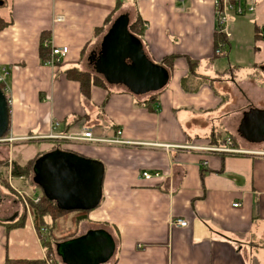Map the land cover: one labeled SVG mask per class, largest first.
Wrapping results in <instances>:
<instances>
[{"label": "crops", "instance_id": "obj_1", "mask_svg": "<svg viewBox=\"0 0 264 264\" xmlns=\"http://www.w3.org/2000/svg\"><path fill=\"white\" fill-rule=\"evenodd\" d=\"M123 1L112 23L121 16L131 23L138 12L146 56L157 65L179 56L168 85L157 92L154 111L145 102L156 93L136 96L107 83L91 59L110 26L100 35L95 30L114 14L118 0H0V20L6 24L0 30V69L8 72L10 101V131L0 142V264L46 258L25 205L45 194L35 183L34 192L25 187L5 164L24 167L57 150L103 166L101 201L81 211L88 220L80 236L108 231L116 242L115 264H264V140L253 132L264 118V0H236L246 13L236 15L224 35L225 51L229 43L231 50L235 45L242 50L243 38L254 40V60L244 76L235 70V78L225 76L215 89L206 85L195 95L180 86L188 59L201 62L200 73L211 78L244 67L239 55L234 63L218 59L214 0ZM43 37L44 46L48 41L69 49L58 64L49 63L51 56L42 62ZM73 68L100 76L106 87H93L91 99H85L80 84L65 74ZM119 131L125 144L73 139L90 132L108 141ZM227 139L244 153L206 151L223 147ZM33 145L34 157L26 163L11 156ZM144 172L162 177L145 181ZM24 208L25 224L7 229L3 224ZM176 219L187 227L172 225Z\"/></svg>", "mask_w": 264, "mask_h": 264}, {"label": "water", "instance_id": "obj_2", "mask_svg": "<svg viewBox=\"0 0 264 264\" xmlns=\"http://www.w3.org/2000/svg\"><path fill=\"white\" fill-rule=\"evenodd\" d=\"M129 19L121 16L105 35L101 51L91 59L97 74L107 83L122 85L136 96L163 90L170 75L162 66L145 54L142 43L129 31ZM10 127V108L0 89V139ZM259 129L253 130L255 139L264 140V118ZM103 166L76 154L60 150L36 160L34 183L45 196L64 211H90L100 204ZM116 242L106 230L89 231L74 240L58 244L57 256L62 264H107L114 257Z\"/></svg>", "mask_w": 264, "mask_h": 264}, {"label": "trees", "instance_id": "obj_3", "mask_svg": "<svg viewBox=\"0 0 264 264\" xmlns=\"http://www.w3.org/2000/svg\"><path fill=\"white\" fill-rule=\"evenodd\" d=\"M233 3H237L236 0H231ZM124 4L123 0H118L116 10L114 14L110 15L107 18L104 26L102 28L96 29V35H100L102 32L106 30L112 24L113 17L115 13L121 10ZM6 27V24L2 23L0 20V30H3ZM129 31L132 35H134L137 39L142 41L144 37V23L143 20L138 12H136V16L134 20L129 25ZM259 38V35L256 34V39ZM47 40L46 37L42 39V47L40 50V55L42 58V62H46L50 58V49L46 48L43 45V42ZM227 43V39L222 34H216L215 38V49L219 50L221 44ZM179 58L177 55L167 56L165 57L159 65L162 66L164 69L167 70L169 75H171L174 71V65L176 60ZM201 62L188 59V71L184 77L181 78L180 86L184 93L189 95L198 94L201 89L209 85L215 89V83L217 81H221L225 76L235 78V70L237 69H230L225 71L224 73L218 74L216 77L211 78L209 76L203 75L200 73ZM65 74L69 80L78 82L80 84V90L82 96L90 100L91 93L93 87H106L107 83L100 77L90 72L83 71L78 68L68 69L65 71ZM0 89L4 91L3 86H0ZM7 97V95H6ZM8 99V97H7ZM146 105L149 110L154 111L153 107L157 103V93L152 95L146 100ZM10 131L7 132V134ZM6 134V135H7ZM6 137V136H5ZM4 137V138H5ZM36 160H32L28 162L24 167L19 166L17 163L12 164V176L14 178H23V185L27 188H32L34 192V165ZM4 165V163H0V166ZM28 207L32 212V216L34 219V224L38 232L40 233L42 246L46 254V258L53 259L55 264H59L55 259L57 256L56 247L58 244L65 243L70 240H74L78 238V227L80 226L81 222L86 220L87 217H76L73 220L72 226H75V229L68 228V220L70 219V215L75 212L64 211L57 207L56 203L50 201L45 195L40 198L38 203H34L33 201H28ZM26 208V207H25ZM24 208L23 213L18 217L16 220L5 223L7 229H16L20 228L25 224L27 210ZM86 212H76L75 214H84ZM107 227V225H104ZM42 230H45L44 232ZM114 232L117 235L116 228H113ZM118 237V236H117ZM113 259V258H112ZM111 259V260H112ZM117 259L114 257L115 264ZM5 264H47L45 259L41 260H12L7 259Z\"/></svg>", "mask_w": 264, "mask_h": 264}, {"label": "built area", "instance_id": "obj_4", "mask_svg": "<svg viewBox=\"0 0 264 264\" xmlns=\"http://www.w3.org/2000/svg\"><path fill=\"white\" fill-rule=\"evenodd\" d=\"M215 2V7H216V12H217V20H218V33L219 34H223L226 35L228 32V24L230 23V13H234L235 15L241 16L244 15L246 13V11L241 8L240 6H238L236 3H233L231 0H214ZM250 11H253V8L250 9ZM63 18H58V22L62 21ZM45 47L50 49V56L51 59L49 61L50 64L55 65L58 64L69 52L68 48H57V47H52L49 45V42L47 41L45 43ZM226 44L223 43L221 44L219 50L217 51L218 55H221L222 51L225 49ZM7 77H8V72L5 69H0V86H3L4 91L3 93L6 95V93L8 92L7 90ZM10 103V101H8ZM118 137L114 138L113 140H100V139H96L92 136V134L90 132L88 133H83L82 135H78L77 137H73L74 140L77 141H83V142H89V143H110V144H125V142L121 141L120 137L122 136V131H119L118 133ZM55 139H58L60 137H54ZM7 141L4 138L0 139V142H4ZM9 141L11 142L12 139H9ZM207 152H213V153H227V154H242L244 153L243 151L237 149L234 146V143L231 139H227L225 145L223 147H212V148H207L206 149ZM12 175V174H11ZM161 174L157 173V174H150L148 172H144L142 174V178L145 181H151L154 178H161ZM11 182V179H10ZM34 203H38L40 201L39 198L37 199H33L32 200ZM25 205L28 207V204L25 203ZM235 207H238V204L234 205ZM172 225L174 226H178V227H182V228H186L187 227V222L181 219H176L174 221H172ZM43 232L45 230H42ZM47 264H53L54 260L53 259H45Z\"/></svg>", "mask_w": 264, "mask_h": 264}, {"label": "rangeland", "instance_id": "obj_5", "mask_svg": "<svg viewBox=\"0 0 264 264\" xmlns=\"http://www.w3.org/2000/svg\"><path fill=\"white\" fill-rule=\"evenodd\" d=\"M233 18H236V15L234 13H230V22H232ZM230 24V23H229ZM228 24V26H230ZM232 31L230 30V33ZM243 43H244V46H246L244 49H239L238 46L236 48V45L234 46V49L231 50L232 48H230V43L227 44V51H225V49L222 51L221 55L218 56V59L219 60H222L223 62L225 63H229V60L231 59V63H234L236 61V58L237 56L239 55L241 58H240V63L242 65H244V67L240 68L237 70V72H240V77L244 76L245 74V71L247 69V64L249 63V61L251 60H254V57H253V51L251 49V44L252 46H254V40H252L251 38L249 39H246V38H243L242 39ZM224 68H221V70H223ZM15 160L19 161L20 163H26L28 160H31L33 157H34V145L33 146H27V149H15L14 150V154L11 155ZM34 161V160H33ZM1 163V162H0ZM7 166H12V164L10 162H6ZM19 182H17V180H13V183L12 185L17 189L19 187ZM32 189V188H31ZM33 190V189H32ZM30 192V191H29ZM28 201V200H27ZM87 217L86 220H88V215L86 214H74L72 213L70 215V219L68 220V228H71V229H75V226H72V223H73V220L76 218V217ZM86 220L82 221L81 224L83 222H85ZM81 224L80 226L78 227V237L80 236V227H81ZM57 257V256H56ZM46 259V258H45ZM57 259V258H56ZM58 260V261H57ZM56 261L59 262V259H57ZM53 264H55V261L53 262Z\"/></svg>", "mask_w": 264, "mask_h": 264}, {"label": "flooded vegetation", "instance_id": "obj_6", "mask_svg": "<svg viewBox=\"0 0 264 264\" xmlns=\"http://www.w3.org/2000/svg\"><path fill=\"white\" fill-rule=\"evenodd\" d=\"M260 123H261V122H260ZM260 123H259V124H260ZM259 124H258V125H259ZM258 125H256L255 129H259Z\"/></svg>", "mask_w": 264, "mask_h": 264}]
</instances>
